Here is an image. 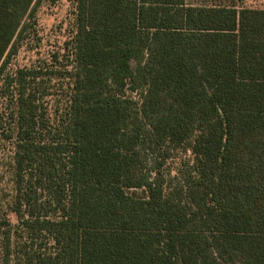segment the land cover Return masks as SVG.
<instances>
[{"label":"trees","instance_id":"obj_1","mask_svg":"<svg viewBox=\"0 0 264 264\" xmlns=\"http://www.w3.org/2000/svg\"><path fill=\"white\" fill-rule=\"evenodd\" d=\"M42 1L0 0L19 218L2 264H264V7L73 0L74 66L10 72ZM177 149L192 162L167 177Z\"/></svg>","mask_w":264,"mask_h":264},{"label":"rangeland","instance_id":"obj_2","mask_svg":"<svg viewBox=\"0 0 264 264\" xmlns=\"http://www.w3.org/2000/svg\"><path fill=\"white\" fill-rule=\"evenodd\" d=\"M248 5L264 7V0H244ZM33 29L20 41L18 51L10 60L8 71L18 68L44 66L61 69L74 66V54L68 42L75 31V4L73 0H44L39 5ZM49 83V82H48ZM47 83V84H48ZM49 85V84H48ZM70 80L56 77L50 83V95L40 98L42 111L52 123H57L64 115L70 96ZM139 100V93L130 92ZM8 99L0 94V264L4 260L2 230L18 229V216L14 210L13 199L16 194L14 155L16 143L7 139L8 121L12 119ZM193 159L191 151L173 150L171 158L162 168L167 177L177 175L179 168ZM21 230V229H20ZM15 237V236H14ZM47 247L51 244L45 239Z\"/></svg>","mask_w":264,"mask_h":264}]
</instances>
